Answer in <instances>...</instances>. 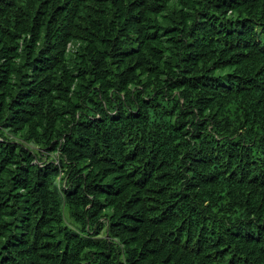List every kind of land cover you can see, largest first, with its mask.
<instances>
[{"label":"clouds","instance_id":"clouds-1","mask_svg":"<svg viewBox=\"0 0 264 264\" xmlns=\"http://www.w3.org/2000/svg\"><path fill=\"white\" fill-rule=\"evenodd\" d=\"M89 4L104 9L95 22L68 12L47 24L41 58L48 72L24 63L45 17L14 28L17 38L0 32V164L7 169L0 189L12 187L17 164L30 170L21 172L25 187L11 205L16 218L0 210V264H41L42 255L51 264H213L207 253L217 244L236 253L233 264H264V131L256 128L264 127V0ZM158 4L157 16L179 26L171 44L149 36V23L160 21L146 13ZM9 44L18 47L8 53ZM29 79L33 92L11 103ZM162 168L163 203L172 205L165 223L130 231L120 215L131 207L125 190L148 178L159 187ZM110 172L119 175L104 182ZM117 188L119 198L103 194ZM7 195L0 191V199ZM149 203L136 214L150 218ZM25 211L32 223L18 229ZM39 211L45 219L37 226ZM111 220L123 223L105 231ZM178 220L184 223L170 231ZM52 233L59 243L49 245ZM96 239L111 255L93 248Z\"/></svg>","mask_w":264,"mask_h":264},{"label":"trees","instance_id":"trees-1","mask_svg":"<svg viewBox=\"0 0 264 264\" xmlns=\"http://www.w3.org/2000/svg\"><path fill=\"white\" fill-rule=\"evenodd\" d=\"M71 0H0V32L13 37L17 38L21 35L20 32H14V28H22L23 22L27 21L29 18L34 22L37 21L38 17H45L46 18V24L40 25V36L36 37V43L35 44H26L25 47L29 48L31 47L33 49L31 54V60L24 59V63L26 65H30L33 68L34 72L42 73V72H48L50 69L43 65V60L41 58V53L45 52L46 43L44 38L47 36V24H54L59 16L71 12L77 17H92L93 20L97 15H103L104 9L101 8H95L93 9L91 5L89 4V0H77V3L73 5L72 7H69ZM227 3V0H225ZM112 3H115V0H112ZM141 3H143V0H141ZM227 6H231V4H228ZM161 6L158 4L154 6L153 8L149 9V12L146 13V15H151L152 17H156L160 23L158 27L156 25H153L149 23L148 27L150 29L149 36L153 41L158 40L160 36H166L167 41L169 44L173 43L172 37L176 31H178L179 26L174 23L168 22L167 14L159 15L157 16V9ZM197 7L199 5L197 4ZM216 7H221V5H216ZM202 16H208V13L201 10L200 13ZM213 16L216 15V13H212ZM218 18V17H217ZM139 19V17H137ZM95 22V20H94ZM223 23V21H221ZM159 29V30H158ZM218 32L222 31L220 29L217 30ZM229 32H223V35H229ZM0 39H3V37H0ZM219 43V40L216 41ZM79 44V40H69L67 42V47L69 49H72L75 45ZM39 46V47H37ZM18 47L17 44H9L7 46V52L12 53L15 51V49ZM33 61H39V63H33ZM261 67H264V65H261ZM7 74V70H4ZM51 71H55V68L53 67ZM257 71H259V67L257 68ZM29 73L25 72L24 76L27 77ZM39 77H35L34 80L38 81ZM33 79L24 80L22 83L26 85H30L27 90H23L20 88L16 89L15 96L12 97L11 103H20V101L17 99V97H28L29 93L33 92V89L36 87V84L34 83ZM2 94V93H0ZM58 103H62L63 101L58 100ZM227 115V113H226ZM229 119H234V114L229 117ZM256 128L260 131H264V127H261L259 123H257ZM175 131V130H174ZM196 137L198 138L201 133L197 132ZM264 139V137H262ZM177 143L180 142V137H176ZM135 159V158H134ZM130 163L133 161H129ZM166 167V166H165ZM16 168L20 169L19 172H14L8 176V179L12 181V187L11 188H5L0 189V191L10 192L11 195H7L4 197V199H0V210H3L6 215L12 218H16V209L13 208L11 205L15 198L21 196V189L25 187V185L22 183V180L24 177L21 176V172H28L30 171L25 165L23 164H17ZM7 169L3 164H0V175L6 173ZM135 173L136 178H140V173L136 172L135 169L132 170L133 174ZM118 172H110L108 173V176L104 178V182H108L109 177H116L118 176ZM155 175V173H154ZM157 183L160 185L157 187V184L152 183L151 178H148L144 180L142 184H133L129 185L128 190H125L127 192L124 203L125 206H128L131 204V207H128L127 212L121 211L120 215L125 217L128 221V224L124 225L125 227H128L131 225L130 231H137L140 230V226L145 223H159L164 224L165 223V213L168 211L172 205L170 204H164L163 200L164 197L162 195L163 185L164 182H166L167 177L165 175L164 169L162 168L160 171V174L156 177ZM3 181L0 180V183ZM134 189V190H132ZM101 192L103 193V189H101ZM137 193H139L137 195ZM107 196H115V197H121L124 195V192L117 188L115 191L112 192H106L103 193ZM26 200L27 198L24 197ZM147 199L149 203V211L151 212V217L148 219H145V214L140 213V215L136 214V210H138L139 206L141 205L142 201ZM33 205H35V201L32 202ZM24 209H27L28 205L25 203L22 206ZM37 219L35 221L36 225L39 226L41 224V221L45 219V212L39 211L36 212ZM115 215V213H113ZM11 223V220L9 221ZM32 223V216L28 215L25 211L23 214L19 216L18 223L16 224V227L18 229H22L23 226ZM48 223H51L52 225H57L58 220L56 218H52L51 215H48ZM123 223L122 221L118 220H111L107 223L105 231L107 229L116 228L119 227L120 224ZM184 222L182 220L176 221V227L170 229V231H176ZM44 227H47V224L44 225ZM22 235H26L23 231L21 232ZM11 235H15L14 233H11ZM54 233L48 236V244L52 245L53 243H59V241L53 240ZM181 238H183V233H181ZM152 240V237L149 236L148 240L145 241V243H149ZM259 242V241H257ZM111 244L119 245L120 241L117 238H113L110 241ZM124 243H127L125 241ZM100 240L96 239L92 242L93 248L100 251L102 255H111V252L105 253L102 248H99ZM152 249L150 248V251ZM213 252L216 253L215 256H213ZM207 256L210 257L213 261V264H217V260H219V264H233V258L236 256V253L231 251V248L224 244H217L213 249L209 250L207 253ZM41 264H51V261L47 259V257L42 255L41 258Z\"/></svg>","mask_w":264,"mask_h":264}]
</instances>
